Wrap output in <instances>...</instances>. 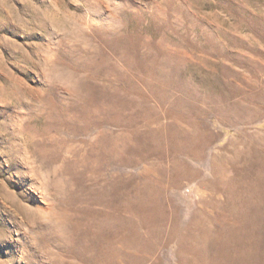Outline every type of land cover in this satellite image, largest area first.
Returning a JSON list of instances; mask_svg holds the SVG:
<instances>
[{
    "label": "rangeland",
    "instance_id": "rangeland-1",
    "mask_svg": "<svg viewBox=\"0 0 264 264\" xmlns=\"http://www.w3.org/2000/svg\"><path fill=\"white\" fill-rule=\"evenodd\" d=\"M263 173L264 0H0V264H264Z\"/></svg>",
    "mask_w": 264,
    "mask_h": 264
},
{
    "label": "bare ground",
    "instance_id": "bare-ground-1",
    "mask_svg": "<svg viewBox=\"0 0 264 264\" xmlns=\"http://www.w3.org/2000/svg\"><path fill=\"white\" fill-rule=\"evenodd\" d=\"M258 168H259V167H258ZM249 174H250V173H249ZM263 174H264V173H263ZM252 176H253V175H252ZM244 178H245V177H244ZM246 178H247V177H246ZM254 178H255V177H254ZM255 180H256V179H255ZM258 180H259V179H258ZM251 183H252V181H251ZM251 183H250V184H251ZM259 183H260V181H259ZM251 185H252V184H251ZM251 185H250V186H251ZM253 187H254V185H253ZM249 191H250V190H249ZM258 191H259V190H258ZM253 192H254V191H253ZM260 192H261V190H260ZM248 193H249V192H248ZM254 194H256V192H255Z\"/></svg>",
    "mask_w": 264,
    "mask_h": 264
}]
</instances>
